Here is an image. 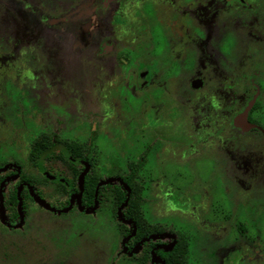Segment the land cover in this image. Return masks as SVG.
Listing matches in <instances>:
<instances>
[{
	"label": "flooded vegetation",
	"instance_id": "flooded-vegetation-1",
	"mask_svg": "<svg viewBox=\"0 0 264 264\" xmlns=\"http://www.w3.org/2000/svg\"><path fill=\"white\" fill-rule=\"evenodd\" d=\"M6 1L0 0V7L12 8L16 17L12 30L7 32L0 25V80L10 75L13 67L17 68L18 75L25 73V69L17 67L18 62H15V54L20 57V45L33 43L42 49L48 48V54L59 65L51 68V73L47 71L45 75H36L40 80L43 79L45 87L49 86L54 91L60 104L67 109L65 113L55 116L46 108L44 114L32 113V121L23 125L24 129L20 128L22 132L10 129V122H0V264H27V245L24 243L29 242L32 231H46V225L43 224L59 220L69 222L72 227L75 225L74 235L68 237L78 242L84 230H81V226L77 228L75 220L99 218L110 226L114 219L118 223L122 247L117 249L115 260L124 263V258H128L133 264H165V252L173 250L180 243L181 256L175 252L172 258L176 261L182 259L189 264L188 243L184 235L151 226L143 212L146 204L143 194L145 188L141 181L143 169L153 163L154 172L161 175L162 179L171 177L157 170V142L149 138L143 149L139 147L137 150L135 147L126 150L120 147L127 141V132L123 128V133L115 137L108 134L113 140L119 136L124 138V143L116 144L118 153L130 156L134 152H142L137 160L126 161L123 173L105 176L99 169L102 165L93 155L97 126L100 122V130L107 133L116 115L112 111L115 104L112 105L113 95L108 87L111 79L116 78L120 90L124 92L135 96H143L148 92V99L143 97L146 102L141 115L156 117L164 101L158 99L155 104L152 100L154 92L163 91L174 98L169 87L174 76L185 72L196 73L199 75L196 79H199L203 76L200 68L205 70L208 66H212L215 73L223 75L224 67L228 65L223 58L230 55L227 52L229 35L248 30L250 39L262 40L254 33L253 27H244V24L251 25L253 20L264 29V0ZM19 30L24 36L22 39L15 36ZM211 31L217 36L214 45L210 46L212 38L210 45L205 46ZM57 35H61L57 39L61 40L59 44L52 37ZM66 36L70 37L69 51L72 55L78 54L77 66L72 60L64 59L68 55L64 52L68 45L63 43ZM233 39L236 42L239 40L237 37ZM34 57L32 55L31 60ZM112 57L113 64L108 66L107 62ZM88 62L101 63V72L80 75V71L88 69ZM69 67L77 68L72 70ZM94 69L96 72L97 67ZM71 70V76L67 75ZM196 79L190 81L191 87L202 89L204 82ZM254 82L249 76H244L243 81H239L241 89L228 87L216 91L201 103L194 98L192 103L189 99L183 101L182 105L194 109V123L209 128L211 135H218L220 125H229L245 137L253 134L264 139V93L259 84ZM81 83L82 88L79 86ZM96 91L99 94L97 98L93 96ZM108 102L110 105L106 107ZM40 105L44 107L42 102ZM75 114L85 115L90 124L89 139L81 144L61 137L58 132L60 124H68L69 116ZM29 130L33 131L32 134ZM121 154L113 156L119 159ZM130 176L134 177L138 185L141 198L139 210L144 233H147L137 240L136 225L122 215L131 197V189L122 178ZM86 178L97 181L94 202L90 208L82 203ZM115 184L127 191V198L120 206L115 205L114 193L106 188L107 185ZM151 184L162 195L163 186L159 180ZM169 189L166 187L165 191ZM100 190L103 192L101 196ZM109 208L112 217L105 219L102 213ZM130 225L134 230L127 234ZM49 238L53 242L59 240L57 235H49ZM41 240L35 238L33 242L38 244L37 247L41 245L45 248ZM57 244L64 246L62 240ZM46 264H49L48 258ZM54 264H58V261Z\"/></svg>",
	"mask_w": 264,
	"mask_h": 264
},
{
	"label": "rangeland",
	"instance_id": "rangeland-1",
	"mask_svg": "<svg viewBox=\"0 0 264 264\" xmlns=\"http://www.w3.org/2000/svg\"><path fill=\"white\" fill-rule=\"evenodd\" d=\"M4 2L7 3L6 0ZM15 17L12 8L0 7V25L7 32L13 29ZM248 26L253 27L254 33L262 40L250 39L248 30L229 35L227 52L230 55L223 58L228 64L227 68L224 67L223 75L215 73L212 66H208L205 70L200 68L204 77L200 76L199 79H196L199 77L196 73L185 72L174 76L169 84L174 98L163 91L154 92L152 100L155 104L158 99L164 101L156 117L141 115L146 102L143 97L148 99V92L143 96L124 92L119 88V81L112 78L108 91L113 95L112 105L115 104L112 110L116 114L113 126L107 133L100 130V122L97 126L93 155L102 165L99 169L105 176L123 173L126 161L137 160L142 152L140 150L130 156L118 153L116 144L124 143V138L119 136L113 140L111 136L126 131L127 141L120 146L126 150L135 147L137 150L139 147L143 149L149 138L157 142V170L171 177L162 179L161 175L154 172L153 163L143 169L141 181L146 196L143 212L151 226L184 235L188 243L189 264H264V139L253 134L245 137L229 125H220L218 135H211L209 128L194 123V109L182 105L183 101L189 99L192 103L194 98L201 103L216 91L228 87L241 89L239 81L242 82L244 76H249L250 80L259 84L264 93V29L253 20L251 25L244 24V27ZM17 35L18 38H24L20 30ZM60 36H52L58 44L61 42L57 40ZM216 37L211 31L205 46L210 45L212 38L210 46H213ZM234 37L239 40L236 42ZM69 42L70 37L66 36L63 43L68 45L64 50L68 55L64 59L72 60L77 66L78 54L72 55ZM48 51V48L42 49L33 43L20 45V57L16 53L15 62H18L17 67L25 69V73L18 75L17 68L13 67L10 75L0 80V122H10V129L22 132L20 128L24 129L22 126L32 121L31 114H44V108L54 116L66 112L67 108L60 104L59 97L49 86L45 87L46 83L36 75H45L47 71L51 73V68L59 65ZM32 55L35 57L31 60ZM113 61V57L109 59L108 66H112ZM88 63L87 72L80 71V75L101 72V63ZM93 65L97 67L96 72ZM70 68L75 70L77 67ZM72 70L67 75L71 76ZM193 78L204 82L202 89L191 87ZM81 84L79 86L82 88ZM97 91L93 94L96 98L99 96ZM41 102L44 107L39 106ZM106 105L109 107L110 103ZM86 118L83 114L69 116L71 123L63 122L58 127L60 136L80 144L88 141L91 131ZM32 132L29 130L30 134ZM114 154L122 156L118 159ZM158 180L163 186L162 195L151 184ZM166 187L171 188L170 191H165ZM111 211L110 208L104 209L102 214L105 219L112 217ZM75 224H78V229L81 226V230H84L78 242L69 239L68 236L74 235L75 225L72 227L67 221L54 220L43 224L46 225V231H32L29 242L24 243L27 245L25 258L29 260L26 263L46 264L47 258L49 264L57 261L58 264L134 263L128 258H124V263L115 260L117 249L122 247V234L115 219L111 222L113 228L102 218L90 221L78 219ZM49 235H57L59 240L50 241ZM35 238L43 239L41 242L45 248L41 245L37 247L38 244L33 242ZM60 240L64 246L57 244Z\"/></svg>",
	"mask_w": 264,
	"mask_h": 264
},
{
	"label": "trees",
	"instance_id": "trees-1",
	"mask_svg": "<svg viewBox=\"0 0 264 264\" xmlns=\"http://www.w3.org/2000/svg\"><path fill=\"white\" fill-rule=\"evenodd\" d=\"M122 180L131 189L130 200L128 201V203L123 208L122 215L126 219L132 220L133 223L136 225V227H137L136 240H137V239H140L147 234V233H144V228L142 225L143 224V218H142V215L140 214V210H139V206L141 203V198H140V194L138 191L139 189H138V185L135 182V179L133 176L122 178ZM96 184H97V181H95V182L92 181V178H86V180H85V192H84V196L82 198V203L87 208H90L93 205ZM106 188L111 189V191L114 193L116 206H120L121 204H123L125 202V200L127 198V191L121 185H119V184L107 185ZM102 193H103L102 190H100L99 195L101 196ZM133 230H134L133 226L130 225V228L127 229L126 232L128 234V233L133 232ZM179 244L173 250H171L167 253L165 252V254L163 255L164 256L163 258L165 260V264H187L182 259H179V261H176L175 258H172L173 253L177 252L178 254H180L179 252L181 251V249L179 247ZM179 256H181V254Z\"/></svg>",
	"mask_w": 264,
	"mask_h": 264
},
{
	"label": "water",
	"instance_id": "water-1",
	"mask_svg": "<svg viewBox=\"0 0 264 264\" xmlns=\"http://www.w3.org/2000/svg\"><path fill=\"white\" fill-rule=\"evenodd\" d=\"M242 120L244 121V118H242ZM239 123H241V120H239Z\"/></svg>",
	"mask_w": 264,
	"mask_h": 264
}]
</instances>
